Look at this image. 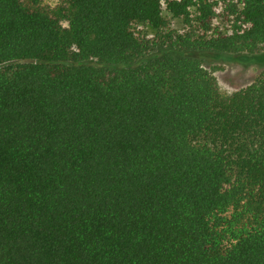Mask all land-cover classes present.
Listing matches in <instances>:
<instances>
[{
    "label": "trees",
    "instance_id": "trees-1",
    "mask_svg": "<svg viewBox=\"0 0 264 264\" xmlns=\"http://www.w3.org/2000/svg\"><path fill=\"white\" fill-rule=\"evenodd\" d=\"M40 1L0 0V264H264V68L203 58L264 54V0Z\"/></svg>",
    "mask_w": 264,
    "mask_h": 264
},
{
    "label": "rangeland",
    "instance_id": "rangeland-1",
    "mask_svg": "<svg viewBox=\"0 0 264 264\" xmlns=\"http://www.w3.org/2000/svg\"><path fill=\"white\" fill-rule=\"evenodd\" d=\"M59 0H41L40 5L54 7ZM164 16L173 29L183 30V22L180 18L173 16L166 6H164ZM148 36H154L155 31L148 28ZM204 66L214 72L221 91L225 94H232L250 85L261 73L264 66V54L257 56L249 61L240 63L235 60H223L222 58L205 56Z\"/></svg>",
    "mask_w": 264,
    "mask_h": 264
}]
</instances>
